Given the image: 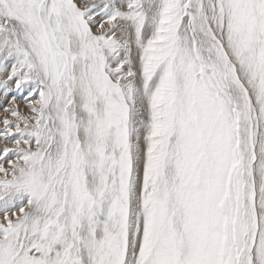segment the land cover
I'll return each instance as SVG.
<instances>
[{
	"label": "snow or ice",
	"instance_id": "snow-or-ice-1",
	"mask_svg": "<svg viewBox=\"0 0 264 264\" xmlns=\"http://www.w3.org/2000/svg\"><path fill=\"white\" fill-rule=\"evenodd\" d=\"M0 264H264V0H0Z\"/></svg>",
	"mask_w": 264,
	"mask_h": 264
}]
</instances>
